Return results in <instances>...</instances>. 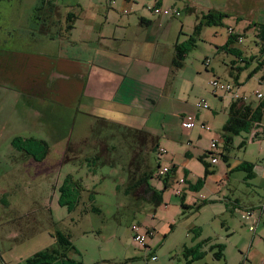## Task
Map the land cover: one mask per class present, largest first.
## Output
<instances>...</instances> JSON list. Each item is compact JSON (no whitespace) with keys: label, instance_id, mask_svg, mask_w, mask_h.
Masks as SVG:
<instances>
[{"label":"rangeland","instance_id":"rangeland-1","mask_svg":"<svg viewBox=\"0 0 264 264\" xmlns=\"http://www.w3.org/2000/svg\"><path fill=\"white\" fill-rule=\"evenodd\" d=\"M33 1L28 0V3ZM36 14L39 31H43V18H39L38 11ZM182 20L185 22L184 31L191 34L195 15L183 11L174 19L177 23ZM231 23L232 20L224 18L223 24L204 27L195 37L194 44L184 43L185 66L180 69L177 81V97L183 102L178 103L184 104L186 101L188 106L194 105V109H197L196 104L203 97L212 111L217 109L220 102L217 96H224L225 104L229 103V95L240 88L238 79L243 82L241 92H245L246 96L254 93L253 80L249 79L253 65L243 67L240 76L237 75L231 60L238 62V57L234 52L220 47L229 38L232 27L228 25ZM6 26V29L0 28L4 41L9 39L5 33L8 32ZM177 29L173 30L171 38L187 40L188 35L181 34ZM232 47L246 55H259L253 29L247 30ZM206 59H210L209 65L205 64ZM213 79L229 83L232 90L225 92L221 88L215 89L211 84ZM5 91L4 86L0 85V264H18L39 250L57 247L53 237L56 231L71 235L77 250L71 251L70 256L81 264H184L187 260L185 247L196 246L208 236H212V243L225 244V259L217 260L212 252L207 251L192 264L240 263V247L246 241L244 237L252 235L253 230L249 228L254 225V219L251 220L243 210L232 216L216 217L220 209L217 203L220 201L201 200L199 208L194 205L185 209L174 186L164 192L163 203L155 208L149 202L145 185L130 193V180L132 176L138 178L144 171L146 155L150 168L156 170L149 180L150 184L157 189H162L164 184L163 179L158 177L156 152L151 151V145L143 144L142 139H132V133L126 131L128 127L118 125L107 128L99 121L91 126L89 118L81 115L78 123L86 119V125L77 124L69 131H62L59 125L40 119L36 108L23 97L17 93L7 96L4 95ZM224 92L228 94L225 96ZM224 115L223 109L218 110L208 123L210 131L201 138L196 134L202 128L201 119L196 120L197 126L190 135L182 132L184 127L180 118L167 110L164 113L154 112L149 124L160 132V147L168 148L167 154L171 148L167 140L173 136L180 138L176 143L183 147L182 150L185 144L187 147L192 144L195 150H213L211 144L215 140L218 141L216 150L219 151L224 140L218 128ZM240 136H246L247 143H250L248 131H242ZM240 136L235 137V143ZM189 140L193 142L190 144ZM182 150L175 155V160L180 162L186 158L191 161V157L185 156ZM253 151L254 148L245 153V147L235 145L230 146L227 152L231 163H235L251 158ZM167 154L160 155L162 167L172 166L166 158ZM30 157L34 158L32 163H28ZM220 165H224L222 159ZM243 173L236 170L235 176ZM70 175L77 185L71 186L69 191L71 209L60 203L61 187ZM211 185L215 186V183L211 182ZM243 188L246 190V186L241 184ZM202 193L209 197L212 195L208 188ZM240 196V205L247 207L245 204L249 197L242 191ZM191 199L193 197L188 200ZM94 207L98 210H93ZM229 217L234 232L229 236L216 237L215 232H221V221ZM133 224L139 227V233L148 235V247L134 239L135 232L131 230ZM148 231L155 234L150 236ZM153 256L157 258L152 259Z\"/></svg>","mask_w":264,"mask_h":264},{"label":"crops","instance_id":"crops-1","mask_svg":"<svg viewBox=\"0 0 264 264\" xmlns=\"http://www.w3.org/2000/svg\"><path fill=\"white\" fill-rule=\"evenodd\" d=\"M153 7L179 9L194 14L191 34L184 31L183 20L177 23L174 21L176 17L156 15L152 13ZM188 7L191 8L189 11ZM209 10L227 13L226 18L232 20L228 27L241 35L252 29L253 23L264 24V0H34L30 3L28 0H0V28L6 29L7 24L8 32L5 33L9 35L7 41L0 36V85L6 89L4 95L17 93L36 108L40 119L59 125L62 131H69L77 124L86 125V119L78 123V117L83 115L89 118L91 126L105 120L114 123V127L120 125L145 129L158 138L160 132L149 124L154 112H173L181 122L195 116L196 120L201 119V123L208 124L220 109L225 113L218 128L223 138V126L229 118L230 105L236 99H242L241 102L250 106L252 112L259 113V119L254 120L251 126V136L264 130V97L258 98L255 93L256 90L264 92V54L259 48V55L254 60L245 61L251 55L242 51L239 56L236 55L238 62L231 60L232 68L237 69L239 76L243 67L253 65L249 79L253 80L254 93L246 96L245 92H241L243 82L238 79L240 88L229 95L228 104H225L224 96L213 93L220 100L217 109L211 111L210 104L203 97L209 105L206 108L208 110L194 109V105L190 107L186 101L184 104L178 103L183 102L177 97V81L180 69L185 66V59L179 67L175 66L174 59L177 45H182L186 40L180 41L179 37L172 39L171 36L173 30L178 28L181 34L189 38L198 15ZM37 11L41 16L39 18H43V31H39ZM71 15L73 18L69 20ZM69 23L73 28L67 31ZM235 93L245 96V99L235 98ZM193 128L187 131L182 128V132L190 135ZM203 130L201 128L196 133L199 138L210 131ZM262 134L255 138L249 136L250 143H247L246 136H233L231 144L224 142L218 152H213L218 156L215 164L211 162V156L214 155L210 153L212 150H195L192 140H189L191 147L185 144L182 150L183 147L176 143L179 137L173 136L167 140L171 148L168 154L167 148L166 158L176 165L170 187L174 186L176 193L180 190V194H177L184 196L187 205L194 206L202 200L220 201L217 203L220 209L216 217L232 216L240 209L244 214L246 210L252 211L247 216L254 219L255 229L248 238L244 237L246 241L240 247L239 264H264ZM236 136L241 137L237 143ZM235 145L245 147V153L252 148L255 152L251 158L231 163L227 151ZM181 150L185 156L191 157V161L186 158L180 162L175 160V155ZM200 156H204L203 160ZM220 159L224 165H220ZM33 160L30 157L28 163ZM245 163L254 165L250 172L243 169ZM236 170L244 171L243 175L236 177ZM181 177L185 178V182L178 181ZM198 180L199 184L196 183ZM241 184L246 186V190L241 189ZM196 186L197 190L194 189ZM205 188L211 191V197L202 193ZM241 191L249 197L245 204L247 207L240 205ZM189 197L193 199L189 201ZM231 220L229 217L221 221V232L216 231V237L232 235L234 230ZM205 239H210L209 244L212 243V236L201 241ZM207 249L208 246H205L202 250Z\"/></svg>","mask_w":264,"mask_h":264},{"label":"trees","instance_id":"trees-1","mask_svg":"<svg viewBox=\"0 0 264 264\" xmlns=\"http://www.w3.org/2000/svg\"><path fill=\"white\" fill-rule=\"evenodd\" d=\"M191 8H187L189 11ZM228 15L227 13L216 11V10H209L207 12L201 13L197 17V23L194 26V31L190 37L183 42V44L177 45L176 50V57L174 59V64L176 67L182 65L184 58L186 56V42H190L194 44L195 37L198 36L204 27L212 26V25H219L223 24L224 18ZM75 17V16H74ZM73 18V15L69 17V20ZM73 28L72 24H68L67 31H70ZM251 28L254 31V35L256 38V43L259 45V49L261 54H264V24L260 23H253ZM229 38L227 42L221 46L222 49H226L228 51L234 52L237 56L240 55L241 51L232 47V44L241 38V34H234V32H229ZM256 55H251L249 59H244L245 61H251L257 58ZM242 100V99H241ZM240 99H236L234 102L231 103L229 109V118L227 122L223 126V138L226 144H231L233 136L241 134L242 131H248L251 133L250 129L254 122V120L259 119V113L256 111L252 112L250 106L245 104V102H241ZM241 102V103H240ZM104 123V127L113 128L115 125L114 123H110L107 121H99ZM118 126V125H117ZM126 131L132 133V139L136 138V140L142 139V143L145 145H151V151L156 152V157L158 160V177L163 179L164 187L162 189H157L153 185L150 184V179L153 178L155 171L150 168L147 155L145 157V169L144 171L138 176V178H134L132 176L130 180V193H133L134 190L139 188L142 185H145V192L149 195V202H151L154 207H158L163 203V194L164 192L170 187V183L173 181L176 172V165H172L169 172L164 175H159V168L161 167V156H160V146H159V138L154 136L151 132L145 129H136V128H127ZM260 133H263L264 130L261 132L257 131L254 134H251L250 137L255 138L258 137ZM251 138V139H252ZM17 138L13 140L15 144ZM135 142V141H134ZM148 153V152H147ZM205 156V155H204ZM204 156H200V159L203 160ZM36 158V157H35ZM226 156H224V159ZM226 160V159H225ZM140 162V161H139ZM138 162V165H140ZM205 162V161H204ZM252 164L245 163L243 165V169L245 171L250 172L253 169ZM72 176H67L64 184L61 187L62 195L60 198V203L62 205H68L69 208H72V201L68 198L69 191L71 186L76 185V183L72 180ZM197 184L200 183V180L196 182ZM195 190L198 189V186L194 187ZM209 200H202V202H206ZM181 204L186 209L192 208L194 206H189L185 203L184 196L181 195ZM196 208H199V205H195ZM93 210H98L97 207H94ZM53 237L57 241V247L47 248L45 250H39L35 252L32 256L28 257L24 262L18 264H81L80 261H76L73 257L70 256L71 251H76V247L71 240V235L66 232L56 231L53 234ZM210 239H205L196 246L193 247H185L184 255L187 257V260L184 264H192L194 261L201 259L207 251L213 253L214 257L217 260L224 259V244L223 243H211L209 244ZM205 246H208L207 250H202ZM148 247V245H147Z\"/></svg>","mask_w":264,"mask_h":264},{"label":"built area","instance_id":"built-area-1","mask_svg":"<svg viewBox=\"0 0 264 264\" xmlns=\"http://www.w3.org/2000/svg\"><path fill=\"white\" fill-rule=\"evenodd\" d=\"M152 13L156 14V15H159V16H172V17H178L180 16L181 14V11L179 9H173V8H160V7H153L152 9ZM230 32H233L234 30L232 28H230L229 30ZM241 39V38H240ZM206 64L209 65L210 64V59H206ZM263 69H264V65H263ZM211 84L214 86L215 89L217 88H221L223 90H225L226 92L228 91H231L232 90V86L229 84V83H225V82H221L220 80L218 79H213L211 80ZM256 93V96L258 98H263L264 97V92L260 91V90H256L255 91ZM234 97L235 98H243L245 99V96H242L238 93H235L234 94ZM196 106L200 109V108H208L209 105L208 103L205 101V100H200L199 102H197ZM181 125L186 128V129H192L193 127H195L196 125V117L195 116H192L191 118L189 119H184L182 120L181 122ZM201 127L204 128V129H207V130H210V126L206 123H201ZM218 148V141H212V144H211V149L212 152L210 153H213V152H218L216 149ZM159 152H160V155L166 153V149L165 148H161L159 149ZM215 153H213L214 155L211 156V162L212 163H217L218 162V156L215 155ZM211 155V154H210ZM163 156V155H162ZM171 169V166H166V165H163V167L161 166L159 168V175H164L166 174L167 172H169ZM180 183H183L185 182V178L184 177H181L179 180H178ZM177 193L180 194V190H177ZM251 210H246L245 211V215H250L251 214ZM252 230L255 229V226H251L250 227ZM138 229L139 227L137 225H132L131 227V230L133 232H135L134 234V239L140 243L141 245H144V246H147V236L148 235H145L143 233H139L138 232ZM148 234L151 236L152 235V231H148ZM157 257L156 256H153L152 259H156Z\"/></svg>","mask_w":264,"mask_h":264}]
</instances>
